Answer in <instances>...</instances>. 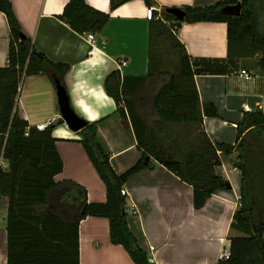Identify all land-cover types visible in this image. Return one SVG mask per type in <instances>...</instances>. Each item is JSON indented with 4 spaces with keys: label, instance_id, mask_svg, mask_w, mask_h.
Segmentation results:
<instances>
[{
    "label": "trees",
    "instance_id": "16d2710c",
    "mask_svg": "<svg viewBox=\"0 0 264 264\" xmlns=\"http://www.w3.org/2000/svg\"><path fill=\"white\" fill-rule=\"evenodd\" d=\"M127 0H108L110 8ZM150 7L153 0H143ZM239 3L236 15L221 12ZM184 18L175 21L163 8L156 16L149 10L150 27L147 72L144 76H120L117 70L105 75L102 85L115 111L131 126L139 159L116 173L96 138V123L84 121L77 131L79 143L104 187L103 202H87L85 189L68 179L54 180L61 171V159L54 146L51 127L36 130L28 126L16 109V97L25 76L42 74L64 89L68 65L48 59L21 32L9 0H0V13L7 28L6 63L0 67V198L6 202L4 217L5 264H78L77 225L87 216L104 217L108 239L120 245L133 264H153L126 225L125 195L119 190L127 178L153 163L163 166L191 187L194 209L218 189L224 178L214 172L219 153L232 157L239 172L238 205L228 229L227 257L215 264H264V118L256 108L243 111L235 124L232 144L212 141L201 127L202 116H217L211 102H200L193 81L195 62L160 21L222 22L225 25L226 57H255L264 71V0H219L201 6H181ZM56 17L76 33H97L108 15L84 0H66ZM167 37L176 51L174 71L165 75L157 67L159 51L153 33ZM158 76V82L151 80ZM146 99L148 112L137 110L135 99ZM144 113V111H143ZM26 131V135L24 132ZM144 156L151 162L143 163Z\"/></svg>",
    "mask_w": 264,
    "mask_h": 264
},
{
    "label": "crops",
    "instance_id": "0c3cea01",
    "mask_svg": "<svg viewBox=\"0 0 264 264\" xmlns=\"http://www.w3.org/2000/svg\"><path fill=\"white\" fill-rule=\"evenodd\" d=\"M84 1L108 15L102 28L93 33L92 43L86 40L85 32L76 33L56 17L66 0H9L21 32L33 47L48 59L68 65L63 82L69 107L82 120L96 123V138L112 169L121 173L139 159L140 151L129 121L119 116L103 89L105 75L114 70L120 76L146 74L149 10H155L158 17L161 8L201 6L219 0H153L150 7L143 0H127L114 8L109 7L108 0ZM160 21L196 64L193 81L199 101L211 102L217 109V116H202L203 131L212 141L232 144L242 112L256 109L264 98V71L256 66L255 57H226L222 22H180L175 27L173 20L160 17ZM7 34L0 13V67L6 63ZM156 34L161 33H153L155 48L160 38L169 43L167 37ZM121 60L125 65H119ZM157 69L168 73L161 62ZM241 69L248 79L239 76ZM158 79L151 78L155 85ZM135 100L138 112L145 117L149 111L147 104L143 106L146 99ZM16 109L28 126L51 116L57 118L51 136L62 168L54 180H71L85 189L87 202H103V184L78 141V130L59 122L55 86L49 78L42 74L25 76ZM233 156V151L229 155L219 153L220 163L214 167L229 188L215 190L198 209L192 207L191 187L157 163L136 171L123 183L127 228L150 262L215 264L218 253L227 247L231 234L228 224L238 202L239 172L232 165ZM147 162H151L149 157ZM4 167L0 157V168ZM5 211L6 202L0 198V264H5ZM77 258L78 264H133L120 245L109 242L104 217L87 216L78 222Z\"/></svg>",
    "mask_w": 264,
    "mask_h": 264
},
{
    "label": "water",
    "instance_id": "95a60500",
    "mask_svg": "<svg viewBox=\"0 0 264 264\" xmlns=\"http://www.w3.org/2000/svg\"><path fill=\"white\" fill-rule=\"evenodd\" d=\"M239 8V3H235L233 5H226L222 7L221 12L236 15L239 12ZM164 12L171 14L177 21H181L184 18V11L177 7H166L164 8ZM54 83L59 113V122H63L72 131L79 130L84 125V120L78 117L69 107L67 96L63 87L57 81H54ZM147 160L148 157L144 156L143 163L145 164ZM226 188H229L228 183H226Z\"/></svg>",
    "mask_w": 264,
    "mask_h": 264
},
{
    "label": "built area",
    "instance_id": "2783aa9c",
    "mask_svg": "<svg viewBox=\"0 0 264 264\" xmlns=\"http://www.w3.org/2000/svg\"><path fill=\"white\" fill-rule=\"evenodd\" d=\"M84 36L89 43H92L94 41V34L93 33L85 32ZM125 63L126 62L124 60H121L119 62V65L123 66V65H125ZM239 76H242L244 79L249 78V75L243 69H241L239 71ZM257 109L259 110V112L261 113V115L264 118V98H262L260 100V102L257 104ZM56 119L57 118L55 116H51V117L47 118V120H45L44 122L35 124L33 127L36 130H43L44 128H46L48 126H52V124H54L56 122ZM24 135H26V131L24 132ZM119 192L121 195H125V191H124L123 187L120 188ZM236 205H238V202ZM226 257H227V249H224L223 251L219 252L217 255V259H225Z\"/></svg>",
    "mask_w": 264,
    "mask_h": 264
},
{
    "label": "rangeland",
    "instance_id": "374dc122",
    "mask_svg": "<svg viewBox=\"0 0 264 264\" xmlns=\"http://www.w3.org/2000/svg\"><path fill=\"white\" fill-rule=\"evenodd\" d=\"M157 47V49H159V57L160 62L163 65V69H165V71L167 72L174 71L177 62L176 51L171 48V46L165 41V39L162 40L161 38L158 42ZM235 153L236 151H234V155Z\"/></svg>",
    "mask_w": 264,
    "mask_h": 264
}]
</instances>
